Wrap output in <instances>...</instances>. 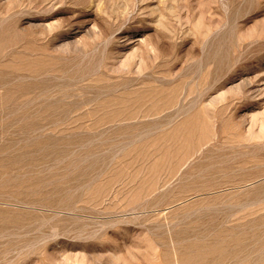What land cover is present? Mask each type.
Segmentation results:
<instances>
[{
  "label": "rangeland",
  "instance_id": "obj_1",
  "mask_svg": "<svg viewBox=\"0 0 264 264\" xmlns=\"http://www.w3.org/2000/svg\"><path fill=\"white\" fill-rule=\"evenodd\" d=\"M0 264H264V0H0Z\"/></svg>",
  "mask_w": 264,
  "mask_h": 264
}]
</instances>
